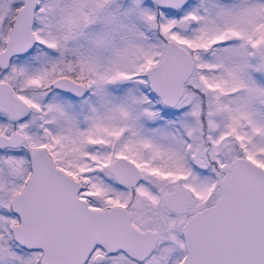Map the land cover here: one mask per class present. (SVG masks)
I'll return each instance as SVG.
<instances>
[{
	"label": "snow or ice",
	"instance_id": "snow-or-ice-1",
	"mask_svg": "<svg viewBox=\"0 0 264 264\" xmlns=\"http://www.w3.org/2000/svg\"><path fill=\"white\" fill-rule=\"evenodd\" d=\"M0 264H264V0H0Z\"/></svg>",
	"mask_w": 264,
	"mask_h": 264
}]
</instances>
